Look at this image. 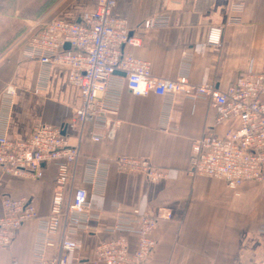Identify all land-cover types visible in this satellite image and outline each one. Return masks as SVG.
Segmentation results:
<instances>
[{"label":"crops","instance_id":"crops-1","mask_svg":"<svg viewBox=\"0 0 264 264\" xmlns=\"http://www.w3.org/2000/svg\"><path fill=\"white\" fill-rule=\"evenodd\" d=\"M115 1L114 15L132 27L153 15L170 16V26L139 31L142 45L126 48L148 61L156 77L173 79L187 73L194 84L213 83L226 90L247 70L264 73V0H245L241 21L230 24L232 0ZM57 3L50 19L79 21L84 11L96 8L97 0ZM33 11L31 16H20L18 10L0 14V115L3 92L13 85L17 93L8 135L14 139L29 138L41 124L64 125L82 104L68 67L44 68L39 61L24 57L22 39L43 17L42 12ZM211 25H224L220 46L206 42ZM166 105L164 97L136 96L124 87L115 138L99 143L85 138L78 183L88 190L96 216L91 220L93 232H79L80 247L70 254L69 264H93L96 246L112 235L108 229L117 213L134 209L155 216L171 214L170 219L159 221L157 245L145 264H257L264 255V183L247 182L232 190L221 180L192 171L194 141L208 131L223 135L238 122L217 124L218 109L209 99L178 95L169 116ZM120 156L147 159L167 176L151 182L142 173L119 171L113 160ZM90 157L110 160L104 193L83 182ZM56 172L55 165H45L43 178L30 179L5 174L0 168V200L5 195L27 197L40 215H48ZM37 226L36 220L26 222L12 245L0 248V264L31 262ZM128 239L134 249L135 237Z\"/></svg>","mask_w":264,"mask_h":264},{"label":"built area","instance_id":"built-area-1","mask_svg":"<svg viewBox=\"0 0 264 264\" xmlns=\"http://www.w3.org/2000/svg\"><path fill=\"white\" fill-rule=\"evenodd\" d=\"M244 1H231L228 24L241 21ZM115 5V0H97L96 8L84 11L79 21L39 19L22 39L21 50L26 59L37 60L44 68L68 67L70 82L79 87L82 104L67 123L41 124L29 138H10L8 122L17 89L9 85L3 92L4 108L0 115L3 173L41 179L45 165L53 164L57 170L48 215H40L27 197L5 195L0 200V248L12 245L26 222L37 221L33 258L26 264H69L70 254L80 247L79 232L94 231L91 220L96 214L92 211L89 192L78 183L82 145L85 138L94 143L115 138L124 87L136 96L153 93L166 98L168 116L178 95L212 101L218 109L217 124L236 120L238 126L223 135L208 131L195 140L192 171L221 180L232 190L247 182L264 183V73L247 70L226 90L216 88L213 83L194 84L187 73L173 79L156 77L148 61L126 48L142 45L139 31L170 26V16L153 15L132 27L126 19L114 15ZM223 32L224 25H211L207 44L220 46ZM66 44L70 48H65ZM113 161L119 171L142 173L151 182L167 176L166 171L147 159L120 156ZM110 164L108 159L88 158L83 182L94 185L95 192L104 193ZM170 218L169 212L155 216L138 209L117 213L108 229L112 235L98 243L92 263L145 264L157 245L155 232L159 221ZM128 236L135 237L134 249ZM257 264H264V255Z\"/></svg>","mask_w":264,"mask_h":264},{"label":"rangeland","instance_id":"rangeland-1","mask_svg":"<svg viewBox=\"0 0 264 264\" xmlns=\"http://www.w3.org/2000/svg\"><path fill=\"white\" fill-rule=\"evenodd\" d=\"M57 2L58 0H0V14L16 13L18 10L20 16H31L35 13L33 11L35 9L37 12H42L39 15L43 16L41 18L46 21L51 18V12L57 6ZM46 11L49 15H44Z\"/></svg>","mask_w":264,"mask_h":264},{"label":"water","instance_id":"water-1","mask_svg":"<svg viewBox=\"0 0 264 264\" xmlns=\"http://www.w3.org/2000/svg\"><path fill=\"white\" fill-rule=\"evenodd\" d=\"M65 48H70V45L69 44H66L65 45ZM116 74H120V75L125 76V74L124 73H121V72H116ZM63 133H65V131Z\"/></svg>","mask_w":264,"mask_h":264}]
</instances>
